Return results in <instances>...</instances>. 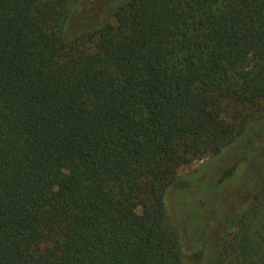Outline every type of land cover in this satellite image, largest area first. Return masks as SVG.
<instances>
[{"label":"trees","instance_id":"16d2710c","mask_svg":"<svg viewBox=\"0 0 264 264\" xmlns=\"http://www.w3.org/2000/svg\"><path fill=\"white\" fill-rule=\"evenodd\" d=\"M263 119L264 0H0V264H264ZM232 146L251 212L174 220L178 171Z\"/></svg>","mask_w":264,"mask_h":264},{"label":"rangeland","instance_id":"374dc122","mask_svg":"<svg viewBox=\"0 0 264 264\" xmlns=\"http://www.w3.org/2000/svg\"><path fill=\"white\" fill-rule=\"evenodd\" d=\"M224 120L227 123L235 121L232 112L225 114ZM263 134L264 119L249 126L246 133L248 138L246 139L251 138L256 144L258 143L257 147H261V145H264V138L261 136L262 138L259 140V136ZM243 157L245 155L238 146H232L223 150L219 155L209 153L190 165L182 167L178 171V176L188 183V188L173 187L169 190L167 197L173 219L176 220L178 205L183 202L182 197L186 194L188 199L184 201L183 206L186 204L195 215H201L200 217L205 220L204 223L206 222L208 232L209 229L215 230L213 227L216 225L215 223H220L222 216L228 213L236 219L241 215H248L253 207L256 193L250 164L236 166L241 163ZM234 167H236V170L233 175L222 182L225 174ZM180 217L184 226L185 253L188 257H192L198 247L205 243V237H203L205 235L200 232L202 235L197 236L196 239L194 237L196 236V230L192 229L188 214L186 212L182 213ZM238 230L239 224L236 223L226 234V241H231ZM208 232L207 234H209Z\"/></svg>","mask_w":264,"mask_h":264}]
</instances>
